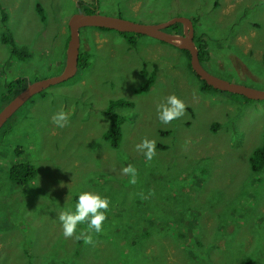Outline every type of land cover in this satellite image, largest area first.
<instances>
[{"label":"rangeland","instance_id":"374dc122","mask_svg":"<svg viewBox=\"0 0 264 264\" xmlns=\"http://www.w3.org/2000/svg\"><path fill=\"white\" fill-rule=\"evenodd\" d=\"M80 6L146 25L190 19L209 43V73L264 92V0H0V97L16 79L28 86L62 73ZM4 33L25 57L11 54ZM130 39L82 28L90 67L32 97L0 130V264H264V169L251 163L264 145V101L202 91L182 50ZM144 63L156 80L137 94ZM170 95L185 112L163 124L157 108ZM116 100L134 107L117 110L123 136L113 149L103 134ZM61 110L63 128L53 122ZM144 139L155 141L151 160L136 149ZM27 165L36 175L18 184L11 171ZM128 165L134 182L122 172ZM83 191L110 200L88 243L76 238L86 224L65 237L58 218Z\"/></svg>","mask_w":264,"mask_h":264},{"label":"water","instance_id":"95a60500","mask_svg":"<svg viewBox=\"0 0 264 264\" xmlns=\"http://www.w3.org/2000/svg\"><path fill=\"white\" fill-rule=\"evenodd\" d=\"M180 23L183 34L168 33L165 30ZM82 28H101L119 33H133L159 40L177 49L188 51L191 55L192 70L200 79L215 90L245 97L253 101H264V92L246 86L230 83L209 73L201 64L199 50L196 47L193 22L186 18H175L160 25H146L132 22L121 17L105 16L98 13L87 14L80 9L69 20V41L66 61L62 73L56 77L39 80L28 86L0 111V130L32 97L43 93L48 88L69 81L78 72L80 57V30Z\"/></svg>","mask_w":264,"mask_h":264},{"label":"trees","instance_id":"16d2710c","mask_svg":"<svg viewBox=\"0 0 264 264\" xmlns=\"http://www.w3.org/2000/svg\"><path fill=\"white\" fill-rule=\"evenodd\" d=\"M37 8H38L39 12L43 11L40 4L37 5ZM80 8L82 10H84V13H87V14L95 13L94 11H91L89 9H83L81 6H80ZM1 11L3 13L2 21L4 24H6V22H7L6 20L8 19V16L3 9ZM192 22H193L194 29H195L194 41H195L196 47L199 50L200 62L203 65L205 62L210 60L209 43L205 39L206 36H204L202 34L197 35L195 23H194V21H192ZM97 29H101V28H97ZM101 30L111 31L108 29H101ZM165 31L168 33L181 35V34H183V26H182V24L177 23V24H174V25L168 27ZM122 34L130 35L131 36L130 43H132V44H134L135 37H142V35H136L133 33H122ZM1 40H2L3 44L10 47L11 54L13 56H17L18 58H23L27 55L28 51L25 49L26 47L23 49H20L19 47H17V45L14 42V38H13V36H11V34H8V33L2 34ZM182 52H184L187 55L188 66H189V69L192 70L191 63H190V60H191L190 53L188 51H185V50H182ZM64 64H65V60H64ZM90 65H91L90 54L87 51L80 50L78 72L87 70L90 67ZM143 65H144V67L142 70V77L145 79V82H144L143 86L136 91L137 94H142V93L148 92L150 90V88L154 85L155 80H156L155 79V73H156L155 70L149 71L147 63H144ZM192 72L196 75V73L193 70H192ZM196 76L198 77V79H200V77L198 75H196ZM201 82H202L201 83L202 84L201 85L202 91H210V92L214 91V92H220L223 94H228L231 96H236L235 94L225 93V92L215 90L214 88L208 86L206 84V82H204L202 80H201ZM26 87H27V81L24 78H19V79L12 81L11 83H9L6 86L5 91L3 92L2 96L0 97V102L2 103L1 108L3 109L10 101H12ZM242 98L249 101V102L253 101V100H249L245 97H242ZM133 107H134L133 102L125 101V100H116V101H112L109 104V107L107 109L106 114H107V117L111 120V128L103 134V138L107 142L110 143V145L113 149H118L120 147L122 136H123L122 127H123L124 119L122 116H120L117 113V110L124 109V108H133ZM218 127H219V125H215V127L213 128L214 131H217ZM161 134H162V136H168L170 133L166 131V132H161ZM159 148H164V146H159ZM251 163L253 165L252 167H253L254 172H260L264 169V145L262 147L258 148L257 150H255V152L253 154V158L251 159ZM22 168H23V170H21V171H23V175L22 176H16L17 174H19V169H22ZM35 175H36V170L33 167L28 166V165L27 166H21V167H15L11 171V178L12 179L15 178V181L21 185L28 184L33 179V177H35Z\"/></svg>","mask_w":264,"mask_h":264},{"label":"clouds","instance_id":"9594fccd","mask_svg":"<svg viewBox=\"0 0 264 264\" xmlns=\"http://www.w3.org/2000/svg\"><path fill=\"white\" fill-rule=\"evenodd\" d=\"M157 112L159 120L163 124H168L184 115L185 104L176 95H170L166 98L165 103L158 106ZM53 122L63 128L69 123V114L61 110L53 116ZM136 149L143 152L146 158L151 160L155 153V141L144 139L136 145ZM122 172L132 176L134 182L136 169L132 165L124 167ZM109 206L110 200L107 196L91 191L79 193L74 209L65 207L59 212L58 218L62 224L63 235L72 237L74 233H77L79 225L86 224L87 229L79 231L76 238L82 239L86 243L91 242L90 233H100L103 230Z\"/></svg>","mask_w":264,"mask_h":264},{"label":"crops","instance_id":"0c3cea01","mask_svg":"<svg viewBox=\"0 0 264 264\" xmlns=\"http://www.w3.org/2000/svg\"><path fill=\"white\" fill-rule=\"evenodd\" d=\"M109 225H110V227L112 226V224H111V223H110ZM42 264H44V262H42Z\"/></svg>","mask_w":264,"mask_h":264}]
</instances>
